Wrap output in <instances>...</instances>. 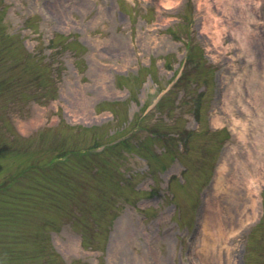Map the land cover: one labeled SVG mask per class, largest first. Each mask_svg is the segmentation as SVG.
<instances>
[{
  "label": "rangeland",
  "instance_id": "obj_1",
  "mask_svg": "<svg viewBox=\"0 0 264 264\" xmlns=\"http://www.w3.org/2000/svg\"><path fill=\"white\" fill-rule=\"evenodd\" d=\"M255 70L264 0H0V264H264Z\"/></svg>",
  "mask_w": 264,
  "mask_h": 264
},
{
  "label": "bare ground",
  "instance_id": "obj_2",
  "mask_svg": "<svg viewBox=\"0 0 264 264\" xmlns=\"http://www.w3.org/2000/svg\"><path fill=\"white\" fill-rule=\"evenodd\" d=\"M250 41H251V38L247 39V42H246L247 45L249 44ZM255 75H256V70L252 74L251 82L248 83V85H247L248 86V93H249V97H247V99H249L250 102L253 101V104L259 103V101H260L259 97H262L263 102H264V79L260 78L258 81L256 79H254ZM240 80H241L240 78L235 79L234 82L232 84H230L223 93V108L225 110H227L228 112H230V110H231V107L229 106L230 96H234L236 89H238V91L241 90V87L239 84ZM237 98H238V102L240 103V105L242 107V111L246 115L251 116L252 111L250 110V108L248 106L244 105L242 98L240 96H237ZM255 108H256V114H259L260 110H261L260 106L256 104ZM262 110L264 111V104L262 106ZM230 122L233 126L237 125V126H240L242 128L243 132L239 135V140L241 143L243 142L244 145L247 146V144H246L247 140H246V135H245V133L247 132V123L245 121L237 120L232 116L230 117ZM217 124H219L218 119L215 122V125H217ZM263 130H264V124H263ZM231 155L232 154H229V153L226 154V158L229 157V159H230ZM245 156H246V160L248 162L252 161V155H251V152L248 150V148L246 149ZM226 168H227V160L223 161L221 170L225 171ZM257 177L260 178L262 183H264V169L261 172V174L258 175ZM254 180H255V178H253L251 180V182H249V185L253 186V188L249 191V195L252 196L251 199H252L253 205L256 206L258 191L256 188H254V184H253L255 182ZM217 184L218 183H216V186H217Z\"/></svg>",
  "mask_w": 264,
  "mask_h": 264
},
{
  "label": "trees",
  "instance_id": "obj_3",
  "mask_svg": "<svg viewBox=\"0 0 264 264\" xmlns=\"http://www.w3.org/2000/svg\"><path fill=\"white\" fill-rule=\"evenodd\" d=\"M181 80V79H180ZM162 102V101H161ZM160 102V103H161ZM160 103H159V105H160ZM136 134H138V131L137 132H135ZM135 134V135H136ZM133 138V136H131V137H129V138H127V139H124V140H122V141H120V142H118V143H116V144H114V145H111L110 146V148H115L116 146H119V145H121V144H123V143H125V142H128L129 140H131ZM183 139H184V137H183ZM101 144H99V145H97V146H95V147H98V146H100ZM95 147H92V148H89L87 151V153H89V152H92L94 155H96V153L95 152H93L92 151V149L93 148H95ZM67 156V153L66 154H64V155H62L61 157H66ZM67 159V157L65 158V160Z\"/></svg>",
  "mask_w": 264,
  "mask_h": 264
}]
</instances>
